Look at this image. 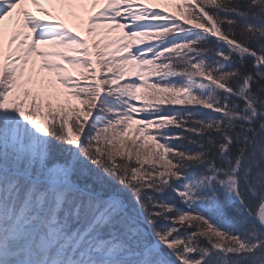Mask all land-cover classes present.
<instances>
[{
	"label": "snow or ice",
	"instance_id": "obj_1",
	"mask_svg": "<svg viewBox=\"0 0 264 264\" xmlns=\"http://www.w3.org/2000/svg\"><path fill=\"white\" fill-rule=\"evenodd\" d=\"M164 3L0 0V264H264V0Z\"/></svg>",
	"mask_w": 264,
	"mask_h": 264
},
{
	"label": "rangeland",
	"instance_id": "obj_2",
	"mask_svg": "<svg viewBox=\"0 0 264 264\" xmlns=\"http://www.w3.org/2000/svg\"><path fill=\"white\" fill-rule=\"evenodd\" d=\"M44 7H51L48 4H43ZM31 10H35L31 5L28 6ZM160 7L162 8H167L168 11H173L174 10V5H169L164 3V0H160ZM15 18L12 19V21L7 22L9 24V26H11L12 23H14Z\"/></svg>",
	"mask_w": 264,
	"mask_h": 264
}]
</instances>
